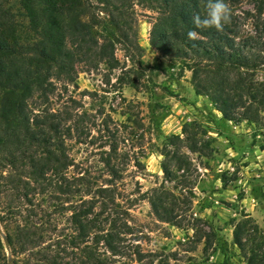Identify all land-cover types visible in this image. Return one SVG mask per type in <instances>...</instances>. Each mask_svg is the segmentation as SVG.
Returning <instances> with one entry per match:
<instances>
[{"label": "trees", "instance_id": "1", "mask_svg": "<svg viewBox=\"0 0 264 264\" xmlns=\"http://www.w3.org/2000/svg\"><path fill=\"white\" fill-rule=\"evenodd\" d=\"M240 1L227 0L231 21L217 31L192 22L204 17L206 0H0V226L10 264H121L124 258L144 264L137 247L125 244L131 232L117 220L108 186L96 188L89 200L68 201L79 192L69 183L73 161L65 144L75 129L67 126L69 116L58 114L69 112L50 104L54 82L73 83L80 63L115 68L116 44L131 59L141 56L134 12L128 10L134 2L148 4L159 15L150 46L190 71L194 93L205 96L224 120L256 124L264 110V81L255 78L258 67L264 68V0H254V13L246 14L253 36L239 40L247 19L236 13ZM189 31L196 37L190 39ZM99 32L108 37L99 39ZM187 128L184 142L200 153ZM104 164L115 174L110 157ZM162 171L170 177L165 164ZM150 204L158 220L172 223L160 201ZM249 223L246 218L234 225V244L246 264H264L256 240L249 246ZM7 261L0 239V264Z\"/></svg>", "mask_w": 264, "mask_h": 264}, {"label": "rangeland", "instance_id": "2", "mask_svg": "<svg viewBox=\"0 0 264 264\" xmlns=\"http://www.w3.org/2000/svg\"><path fill=\"white\" fill-rule=\"evenodd\" d=\"M136 3L128 11L134 12L141 56L131 59L116 44L115 68L77 64L75 81L54 82L49 96L54 110L69 112L58 114L69 116L67 126L75 129L65 144L73 161L69 183L79 192L68 201L89 200L96 188L108 186L115 199L112 210L131 232L125 244L137 247L144 264H246L233 229L249 218V246L254 239L264 253V110L256 124L224 120L205 96L194 93L191 72L150 46L159 15ZM253 6L254 0L236 6V13L247 18L239 40L254 34L246 15L254 13ZM107 37L99 32V39ZM259 55L264 58V44ZM255 78L264 81L262 66ZM185 125L200 153L190 152L184 142ZM109 157L115 174L105 167ZM151 200L166 207L172 223L154 216ZM66 213L60 225H66ZM1 236L0 226L3 253L10 259Z\"/></svg>", "mask_w": 264, "mask_h": 264}, {"label": "clouds", "instance_id": "3", "mask_svg": "<svg viewBox=\"0 0 264 264\" xmlns=\"http://www.w3.org/2000/svg\"><path fill=\"white\" fill-rule=\"evenodd\" d=\"M231 21V9L227 0H206L205 15L201 18L196 15L193 18L195 28H215L217 31H222L224 26ZM190 39L195 38L196 31H189L187 33Z\"/></svg>", "mask_w": 264, "mask_h": 264}, {"label": "water", "instance_id": "4", "mask_svg": "<svg viewBox=\"0 0 264 264\" xmlns=\"http://www.w3.org/2000/svg\"><path fill=\"white\" fill-rule=\"evenodd\" d=\"M2 237V241L5 247V250L7 251V253H9V245H8V241L5 238V236H1ZM7 264H10V260L8 259Z\"/></svg>", "mask_w": 264, "mask_h": 264}]
</instances>
